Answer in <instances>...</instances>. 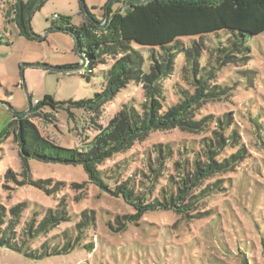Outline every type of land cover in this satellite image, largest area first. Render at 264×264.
Listing matches in <instances>:
<instances>
[{"label":"rangeland","instance_id":"374dc122","mask_svg":"<svg viewBox=\"0 0 264 264\" xmlns=\"http://www.w3.org/2000/svg\"><path fill=\"white\" fill-rule=\"evenodd\" d=\"M27 1L0 0V105H9L16 113H23L28 110V98L32 107H36L34 102H42L46 95L56 103H68L90 100L96 93H102L105 87L102 73H106L112 64L111 57H104L103 63L92 72L82 70V62L75 52L76 45L63 30L68 18L71 24L79 25L80 0H46L38 10L36 5L28 17L29 33L34 39L22 35L20 22L15 23L16 4ZM109 1L83 0V5L101 21ZM120 7L115 2L110 6L111 11ZM248 46L249 59L245 66L231 65L216 70L215 78L209 82L211 86H229L230 90L225 95L203 98L205 103L195 113V118L197 115L201 116L199 118L211 116L212 120L229 115L239 132L238 143L235 148H226L215 160L228 159L241 148L245 152L243 161L232 172L221 173L202 167L203 177L198 187L193 189L184 182L187 193L181 194L179 201L175 200L166 209L149 211L143 205L155 198L161 200V192L168 189V180L182 182L183 186L184 174L177 166H182L192 154L197 153L202 164L213 166L210 159L214 160V155L208 157L210 159L204 157V147L200 146V140L211 137V133L194 134L185 126L182 127L184 131L176 127L149 132L140 141L136 140L130 149L114 154L97 166L107 174L104 187L91 183L81 167L30 161L27 169L18 158L12 134L4 140L0 144L3 150L0 153V205L7 210L8 217L12 206L25 203L21 223L29 221L35 210L41 213L36 217L40 220L48 208L54 209L60 199L65 198L70 214L89 210L95 212L96 219L94 227L84 234L83 241L69 254L37 260L0 247V264H264V146L261 140L264 138V33L251 38ZM76 63L79 66L67 70ZM178 64L182 66V62ZM184 77L178 76V87L190 90L192 94L194 88L188 77ZM175 79L164 83L170 87ZM122 84L124 82L120 81L112 85L108 93L84 104L80 110L72 109L68 113L60 106L54 112L45 107L43 110L47 115L30 117V121L52 142L87 153L99 146L122 122L124 105L133 106L139 114L145 111L141 108L146 100L142 86L132 82L125 87ZM168 98L172 104L181 102L180 95L171 88ZM251 103L263 138L246 117ZM170 120L174 122L175 119ZM207 128L218 131L215 123H210ZM168 150L170 158L162 159L163 164H159V152L168 157ZM152 168H160L158 175L152 172ZM7 170L12 172L14 180L5 179ZM29 179L45 182L44 187L50 192L47 194L25 185ZM216 180H221L223 186L217 194L196 205L184 202L185 207L182 206L180 200L198 194ZM127 184L131 185L133 192L140 196L146 193L148 198L144 196L142 202L129 201L125 197L124 201L120 196H113L111 192ZM55 188L59 191H54ZM174 190L176 195V186ZM134 215L138 216L136 223L131 224L125 219ZM71 225L63 223L49 232L47 237L55 239L53 248L62 246L61 233ZM16 230L23 238L24 231ZM161 230L168 233V242L174 244L175 249L182 248L186 258H178L172 263L164 257L162 261L154 256L149 259L146 249L155 242L159 252L162 251L158 246ZM90 243L92 249L87 247ZM36 245L33 243V249Z\"/></svg>","mask_w":264,"mask_h":264},{"label":"trees","instance_id":"16d2710c","mask_svg":"<svg viewBox=\"0 0 264 264\" xmlns=\"http://www.w3.org/2000/svg\"><path fill=\"white\" fill-rule=\"evenodd\" d=\"M45 1L28 0L25 4L21 2L16 4L15 23L20 22L22 35L26 38L34 39L29 33L28 17L31 11L36 5L38 10ZM114 2L119 3L121 7L111 11L110 6ZM104 10L105 14L99 21L83 5V0H80L79 25L71 24L68 18L66 25L63 26V30L72 37L77 46L78 54L82 59V70L92 72V69L103 63L104 57H111L112 64L106 73H102L105 82L102 93H96L90 100L68 103H56L52 97L46 95L42 102L38 101L36 107L31 105L26 115H13V119L0 134V144L12 134L13 142L18 149V158L25 168L29 169L30 161L81 167L91 183L104 187L107 174L98 170L97 166L114 154L130 149L136 140L140 141L149 132L176 127L184 131L182 127L185 126L192 129L194 134L211 133V137H203L200 140V146L204 147L202 150L204 157L211 158L214 155V160L208 158L213 166L209 163L202 164L199 155L192 154L189 159L191 163L185 159L182 166L179 164L177 166V169L184 174L181 180L183 186L182 182L175 183L172 179L168 180V189L161 192V200L155 198L143 205L149 211L163 210L175 200L179 201L181 194L187 193L184 182L193 189L198 187L203 177L202 167L213 168L221 173L232 172L244 159L245 152L240 148L237 149L236 155H231L228 159H222L221 162L215 160L226 148H235L238 143L239 132L229 115L212 120L211 116L199 118L201 116L197 115L195 118V113L205 103L203 98L225 95L231 88L210 85L209 82L215 78L216 70L231 65L245 66L249 59L250 39L264 33V0H110ZM54 16L59 18L58 15ZM51 22L54 24V21ZM117 55L120 57L116 58ZM179 62H182L181 67ZM77 66L78 63L71 65L67 70ZM185 75L194 88L192 94L190 90L178 87V76L183 78ZM172 78L176 79L170 87L166 86L164 82L171 81ZM120 81L124 82L122 87L131 82L142 86L146 100L141 108L145 111L139 114V110L134 109L133 106L124 105L121 110L122 122L101 141L99 146L87 153L78 151L75 147H63L52 142L42 136L30 121V117L47 115L43 110L45 107H49L54 112L60 106L68 113L72 109L80 110L84 104L108 93L111 86ZM169 88L176 90L180 95V103L169 102ZM247 109V119L256 128L259 137L263 138L261 127L253 116L252 103ZM170 119L175 120L171 122ZM112 121L115 122L116 117ZM210 123H215L218 131L208 130ZM261 140L264 146V138ZM1 152L3 150L0 148ZM166 152L168 157H165L163 152H159L161 161L159 164H163L162 159L170 158V151ZM159 171L160 168L158 170L152 168L155 175H158ZM5 179H15L10 170L6 171ZM44 183L29 179L25 185L48 194L50 190L44 187ZM222 187L221 180L207 184L198 194L180 200L182 206L184 202H189L191 206L196 205L204 198L217 194ZM150 188L148 186L149 190ZM54 191L59 189L55 188ZM111 193L113 196H120L124 201L126 197L129 201L143 202L146 198L144 196H147L146 193L140 196L133 192L129 184L120 186ZM65 201V198H61L56 207L48 208L40 220H36V217L41 213L35 210L30 220H26L24 224L21 221L26 209L25 203L12 206L8 210L9 217L7 210L0 205V247L22 252L27 258L37 260L71 253L83 241L84 234L94 227L96 217L95 212L89 210L70 214ZM137 217L134 215L125 219L133 224L137 222ZM63 223L72 225L61 233L62 246L53 248L55 239L47 235ZM123 225L125 224H121ZM16 229L24 231L23 238ZM159 235L161 242L158 246L162 251L159 252L156 242L145 248L149 259L154 256L158 261H162L164 257L170 259L172 263L176 259L186 258L183 256L182 248L175 249L174 244L168 242L167 232L161 230ZM33 243L37 244L35 249L32 247ZM87 247L92 249L93 244L90 243Z\"/></svg>","mask_w":264,"mask_h":264},{"label":"crops","instance_id":"0c3cea01","mask_svg":"<svg viewBox=\"0 0 264 264\" xmlns=\"http://www.w3.org/2000/svg\"><path fill=\"white\" fill-rule=\"evenodd\" d=\"M12 119H13L12 113L9 112L6 106L0 105V134Z\"/></svg>","mask_w":264,"mask_h":264},{"label":"water","instance_id":"95a60500","mask_svg":"<svg viewBox=\"0 0 264 264\" xmlns=\"http://www.w3.org/2000/svg\"><path fill=\"white\" fill-rule=\"evenodd\" d=\"M75 52L76 54L78 55L79 59L81 60L82 62V59L80 58L79 54H78V50H77V46H75ZM31 66H35V67H40V65H31ZM41 67H46V66H41ZM23 85H24V82H22ZM28 98V97H27ZM3 106H6V108L9 110V112L12 113V115L14 116H23V115H26L28 113V111L30 110L31 108V101L30 99L28 98V110L26 112H23V113H16L15 111H13L9 106H7L6 104H2Z\"/></svg>","mask_w":264,"mask_h":264},{"label":"built area","instance_id":"2783aa9c","mask_svg":"<svg viewBox=\"0 0 264 264\" xmlns=\"http://www.w3.org/2000/svg\"><path fill=\"white\" fill-rule=\"evenodd\" d=\"M54 17H56V16H54ZM34 103H35V105H37L38 101H35Z\"/></svg>","mask_w":264,"mask_h":264}]
</instances>
